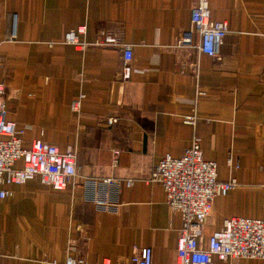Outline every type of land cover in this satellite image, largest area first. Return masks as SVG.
Segmentation results:
<instances>
[{
	"label": "crops",
	"instance_id": "1",
	"mask_svg": "<svg viewBox=\"0 0 264 264\" xmlns=\"http://www.w3.org/2000/svg\"><path fill=\"white\" fill-rule=\"evenodd\" d=\"M192 0H0V38L15 11L16 40L0 44L6 118L24 146L32 140L73 148L79 172L54 189L38 176L12 183L0 197V264H118L136 247H152V264H173L181 215L151 179L165 153L178 157L196 136L217 178L237 184L216 196L199 246L225 217L264 215V0H209L211 19L226 20L219 56L180 33L190 27ZM86 24L91 42L104 28L132 48L121 75L120 46L64 42ZM197 64V71L190 65ZM184 65V66H183ZM203 90L199 94L197 91ZM84 93L80 109L71 101ZM194 115L195 122L184 117ZM116 122L107 125V117ZM118 149V154H114ZM18 160L15 166H20ZM122 179L116 209L85 199L83 177ZM132 178L130 186L124 179ZM212 264H264V258L212 256Z\"/></svg>",
	"mask_w": 264,
	"mask_h": 264
},
{
	"label": "built area",
	"instance_id": "2",
	"mask_svg": "<svg viewBox=\"0 0 264 264\" xmlns=\"http://www.w3.org/2000/svg\"><path fill=\"white\" fill-rule=\"evenodd\" d=\"M192 1L190 27L180 33L178 41L182 44L190 43L195 34V47L214 58L218 57L220 45L228 31V23L226 20L211 19L209 0ZM17 18L15 11L7 13L0 44L4 40H16ZM85 31L86 24H79L66 30L62 40L81 49L89 45L120 46L123 59L120 74L126 75L130 69L131 45L122 43L117 32L104 28L98 29L94 41L89 42L81 38ZM190 66L197 71V64ZM197 92L204 93L203 90ZM83 96L84 93H80L71 101L73 110L80 109ZM6 113L5 85L0 80V197L12 194L13 190L9 187L12 183L22 184L35 176L57 190L72 183L79 172L76 151L73 148L61 151L56 144L41 138H35L30 146H24L16 121L6 118ZM184 119L189 123L195 122L194 115ZM116 120L114 116L107 117L106 124H113ZM118 152V149H114L115 155ZM18 160L21 164L15 166ZM151 179L161 182L167 205L181 215L173 264H212L213 255L219 259L231 256L264 258V215L225 217L220 227L208 236L207 246H199L202 226L212 210L215 197L225 195L237 181L235 177L227 180L217 178L216 162L204 158L198 137L191 139L190 145L180 156L175 157L170 153L162 155L154 167ZM132 181V178L124 179L127 186ZM122 182V179L114 176L81 179L85 199L102 210L116 209L117 203L112 199V192L120 190ZM64 264H84V260L68 255ZM118 264H152V247H136L131 255Z\"/></svg>",
	"mask_w": 264,
	"mask_h": 264
}]
</instances>
